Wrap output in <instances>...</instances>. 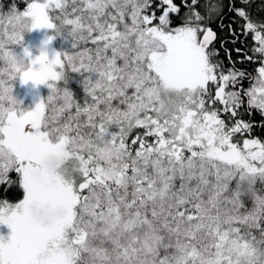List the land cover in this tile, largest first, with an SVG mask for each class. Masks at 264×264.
<instances>
[{"label":"snow or ice","instance_id":"obj_1","mask_svg":"<svg viewBox=\"0 0 264 264\" xmlns=\"http://www.w3.org/2000/svg\"><path fill=\"white\" fill-rule=\"evenodd\" d=\"M24 2L0 11V186L20 193L0 200V264H264L253 0ZM249 36L252 55L227 47ZM17 81L48 94L25 107Z\"/></svg>","mask_w":264,"mask_h":264},{"label":"trees","instance_id":"obj_2","mask_svg":"<svg viewBox=\"0 0 264 264\" xmlns=\"http://www.w3.org/2000/svg\"><path fill=\"white\" fill-rule=\"evenodd\" d=\"M13 0H0V3L3 4V8H1L3 11H7L8 10V5L10 3H12ZM14 2L17 4L18 6V10H23L25 8V2L24 0H14ZM180 0H177V3H179ZM203 2V0H202ZM213 2H216V0H213ZM225 2H227V0H225ZM239 3H237V7H239ZM262 7L261 4V0H253V4H252V12L255 15H261L264 16V12H261L260 9ZM201 11H203V9H201ZM234 18V14L233 13H228L225 18L223 19V24L224 27L223 29L218 27L219 21H216L215 23H213L212 27L214 31H217V36H218V40L216 42V47L219 49L220 48V44H219V39L220 38H227L228 37V29H227V25L233 20ZM233 28H237L236 24H233ZM253 41L251 39V36L247 37V39L245 40L243 37H241V42L238 43L237 45L233 46L231 44L227 45L228 48L232 49L234 47H240L242 48L245 52L248 53V55H252L251 51L249 50L252 47ZM42 45V44H41ZM49 52L51 54V49L49 48ZM221 60H223L225 67L227 68L229 66V62L227 57L224 54V51L221 49L220 51V57ZM232 58L233 60H238L240 58V56L233 50L232 52ZM236 67L241 68V69H247V71L249 72H253L254 73V69L257 67L256 64L254 63H245V64H240L238 63L236 65ZM21 85V84H20ZM22 88H24V90L28 93L31 94V96H33V98L36 99V102H38V100L40 99L39 97L41 96L42 98V90L41 87L43 85L40 86H33L31 82H29L28 84H22ZM247 82L245 83V87H247ZM244 119H249L248 116H244ZM252 119L255 121H260L261 117L258 113H253ZM254 136H260L262 138H264V131L260 130L259 128H257L254 132H253ZM15 174H12V176L14 177ZM20 197V193L16 188H11L9 189L7 192L4 191V186H0V200H5L7 199L10 202H14L17 201Z\"/></svg>","mask_w":264,"mask_h":264},{"label":"rangeland","instance_id":"obj_3","mask_svg":"<svg viewBox=\"0 0 264 264\" xmlns=\"http://www.w3.org/2000/svg\"><path fill=\"white\" fill-rule=\"evenodd\" d=\"M0 11H3L0 8ZM7 12V11H3ZM47 30L44 29H36L32 32L25 34V43L30 46L31 50L34 54H38L39 49L41 47L42 41L46 38ZM62 42L59 38H57L55 41L52 42L50 45L51 50H61ZM19 81H17L15 87H14V94L17 96L19 100L23 102V106L25 107H34L36 103V99L31 96L30 93L26 92L24 88H22V84ZM42 90V97H45L48 94V89L46 86L41 87ZM41 98V96L39 97ZM10 229L6 225H0V235H3L7 237L10 234Z\"/></svg>","mask_w":264,"mask_h":264}]
</instances>
